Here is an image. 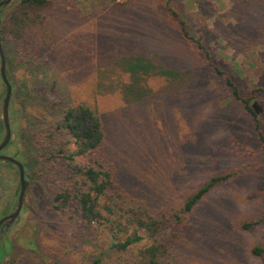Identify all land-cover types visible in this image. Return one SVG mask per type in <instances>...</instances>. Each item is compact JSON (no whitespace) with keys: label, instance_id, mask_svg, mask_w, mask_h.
<instances>
[{"label":"rangeland","instance_id":"obj_1","mask_svg":"<svg viewBox=\"0 0 264 264\" xmlns=\"http://www.w3.org/2000/svg\"><path fill=\"white\" fill-rule=\"evenodd\" d=\"M20 1L3 6L0 21ZM51 1L43 37L6 44L16 138L4 154L35 178L0 264H131L143 242L117 252L103 226H82L76 208L87 188L83 168L99 163L153 213L176 210L212 177L235 172L204 196L183 231L172 221L169 239L178 264H264V251L254 252L264 249V0ZM33 45L28 68L18 54ZM53 86L65 104L52 105ZM5 91L0 73V142ZM243 100L256 103V115ZM78 103L100 116L105 140L69 159L75 144L62 118ZM0 175L12 196L17 167L0 162ZM61 191L72 197L56 210Z\"/></svg>","mask_w":264,"mask_h":264},{"label":"trees","instance_id":"obj_2","mask_svg":"<svg viewBox=\"0 0 264 264\" xmlns=\"http://www.w3.org/2000/svg\"><path fill=\"white\" fill-rule=\"evenodd\" d=\"M52 5L51 0H21L8 19L4 23L0 21V37L4 41L3 48L8 64L10 58L6 44L22 45L27 40L31 41V37H43L46 31L45 12L53 7ZM180 22L182 25L185 24L182 19ZM184 32L186 35L188 34L185 28ZM32 42L36 44L37 41ZM33 47L30 52L21 53L20 51L18 54L23 59L27 57L24 65L28 68L33 65V58L39 50L38 46L33 45ZM17 51L19 50H16L15 54ZM131 72L133 75L135 74L133 68H131ZM7 74L10 82L14 85V78L9 69H7ZM51 91L52 94L59 97L58 100L52 102V105L58 106L66 103L62 95L58 94L55 86ZM235 95L238 99H242L237 88H235ZM243 101L247 108L256 115L257 112L250 101ZM62 126L74 139L75 149L67 157L69 159L95 152L104 143L103 122L95 110L85 103L65 108ZM99 164V167L91 164L83 168L87 188L80 190L75 195L76 208L82 220V226L89 229L97 225L103 226L104 231L112 239V248L117 252L125 253L143 242L134 253L131 264H178L174 254L175 240L169 239L172 236L170 231L172 221H175L176 227L183 231L195 207L204 196L213 187L235 175V172H227L214 176L197 189L189 192L181 207L176 210L159 209L153 213L145 203L129 200L117 182L116 172L112 166L105 167L102 166V163ZM71 197L72 195L67 191L59 192L54 198V208L56 210L66 208ZM255 223L257 222L245 225L249 227ZM163 237H168V239L163 240ZM263 251L262 248H254V252L257 254ZM51 264L60 263L52 262ZM94 264H101V260L96 259Z\"/></svg>","mask_w":264,"mask_h":264},{"label":"flooded vegetation","instance_id":"obj_3","mask_svg":"<svg viewBox=\"0 0 264 264\" xmlns=\"http://www.w3.org/2000/svg\"><path fill=\"white\" fill-rule=\"evenodd\" d=\"M7 77H8V74H7ZM1 78L3 80L2 74H1ZM3 83H4V80H3ZM10 105H11V101H10ZM9 117H10V106H9ZM10 125H11L12 135L14 134V137H12L10 141L8 142V144L0 151V155H5L4 151L8 149L12 145V143L15 141L16 134L12 129L11 119H10ZM3 128H4L3 129L4 137L1 140L0 144L5 140V137H6V129H5L4 123H3ZM0 162H6L11 165H15L19 173V185L17 186V189L15 190L12 196L8 195V190L5 188L6 187L5 182L3 181V178L0 175V220H1L2 218L7 217L16 212L18 205H19V198L22 192V182H21L20 169L15 163L8 161V160H3V159H1ZM24 167H25V192H24L22 208L19 214L17 215V217L13 221H5L0 225V263L3 261V259L6 258L10 250L14 248V241L10 240L9 234L11 233L13 228L17 226L18 224H20L21 222L23 212L27 207V194H28L29 189L31 188V181L34 180L35 178V172L31 169V167L25 163H24Z\"/></svg>","mask_w":264,"mask_h":264},{"label":"water","instance_id":"obj_4","mask_svg":"<svg viewBox=\"0 0 264 264\" xmlns=\"http://www.w3.org/2000/svg\"><path fill=\"white\" fill-rule=\"evenodd\" d=\"M12 0H1L0 1V9L3 6L8 5ZM0 57H1V74L6 86V97H5V101H4V108H3V114H2V118H3V123L6 129V137L5 140L0 144V151L8 144V142L10 141V139L12 137H14V134L12 135V131H11V125H10V117H9V106H10V101L12 98V93H13V88H12V84L10 82V80L7 77V60H6V56L4 53V48H3V44L1 41V37H0ZM254 108H256V103L253 105ZM8 160L11 161L13 163H15L19 169H20V175H21V182H22V192L19 198V205L18 208L16 210L15 213L4 217L0 220V225L5 222V221H13L17 215L19 214L21 208H22V203H23V199H24V192H25V167H24V163L20 162L19 160L11 157V156H7V155H0V160Z\"/></svg>","mask_w":264,"mask_h":264}]
</instances>
